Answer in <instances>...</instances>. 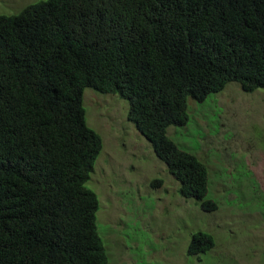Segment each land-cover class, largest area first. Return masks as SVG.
Instances as JSON below:
<instances>
[{
  "label": "trees",
  "instance_id": "obj_1",
  "mask_svg": "<svg viewBox=\"0 0 264 264\" xmlns=\"http://www.w3.org/2000/svg\"><path fill=\"white\" fill-rule=\"evenodd\" d=\"M229 83L264 89V0H46L0 15V264L109 263L85 186L102 149L85 88L127 101L179 196L215 212L206 165L166 130ZM213 247L198 231L186 255Z\"/></svg>",
  "mask_w": 264,
  "mask_h": 264
},
{
  "label": "rangeland",
  "instance_id": "obj_2",
  "mask_svg": "<svg viewBox=\"0 0 264 264\" xmlns=\"http://www.w3.org/2000/svg\"><path fill=\"white\" fill-rule=\"evenodd\" d=\"M42 1L0 0V15ZM82 105L102 141L85 186L98 198L108 264H264V89L244 93L229 83L203 102L189 98L186 124L166 130L206 165V198L217 205L211 213L179 196L178 182L127 120V101L85 88ZM198 231L210 234L214 247L188 257Z\"/></svg>",
  "mask_w": 264,
  "mask_h": 264
}]
</instances>
